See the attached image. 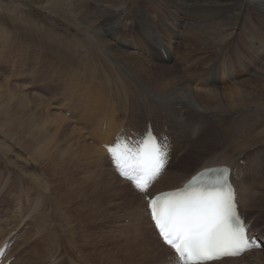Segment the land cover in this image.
Segmentation results:
<instances>
[{
  "label": "rangeland",
  "instance_id": "obj_1",
  "mask_svg": "<svg viewBox=\"0 0 264 264\" xmlns=\"http://www.w3.org/2000/svg\"><path fill=\"white\" fill-rule=\"evenodd\" d=\"M150 1L119 0L117 10L115 8L113 11V16L108 14L99 18L101 27L116 23L114 27L119 29L120 33L118 34V36L120 35L118 41L122 39V36L128 37L125 39L127 43L137 41L141 47V49L136 48L137 52L146 58H151L152 53L160 51L159 43L163 41L164 45L166 44L167 58L160 51L163 58H165L162 63L167 64L170 69L181 76L185 75V63L183 62L185 56L187 61L190 60V62L192 58L196 59L200 55V58L213 56L214 53L211 51L208 53L197 51L187 56V50L183 46H180V42H185L187 34L189 35L188 31H190L189 29L192 27V24L197 22L202 24L207 23L206 19L203 17H194L190 13L191 10L189 8H186L184 14L181 11H175L174 13V10L171 8H169L170 10L162 9L160 17L158 11L155 10L156 8ZM69 4L71 3H67L65 0H0V92L4 93L10 90L9 92L11 94L21 93L22 100L16 99L21 100L29 108L30 117L34 119H47L51 124H58L62 118L68 119L64 126H62V130L67 128V124L68 128H76L78 133L71 135L68 147L69 153L75 157L73 158V162L75 163V160L80 162L73 164L77 170L78 177L84 178V176H89L88 179L90 181H87V187L90 188L100 186V184L111 186L112 188L110 190L113 192V197L110 202L108 201L111 205L108 203L109 207L102 212V217L99 220L95 219L91 222L92 224L89 223L91 225H86L90 229L86 230L84 225L79 226L81 222L79 223L78 221V224L75 222L76 220H74L73 216L68 217V220L66 218L65 220H60L58 215H54L53 201H50L49 195L47 194V198H44L43 201L46 204H41V209L45 208V210H42L41 215H38L47 224L49 234H52L53 231V235L50 236L47 245L42 247L37 243L38 233H35L41 228L39 226L40 222L38 221L40 218L36 213L40 211L39 202L42 203L40 195H46V192H44L46 189L45 186L47 183L51 184L52 181L49 180V175L45 174L46 172L43 171L41 165L34 161L21 146L15 144L13 142L14 140L8 137L7 133H5L6 128L3 131L0 130V240L3 239L2 236H4V233L13 232L14 235L7 239L11 240L21 232V235L11 247L8 255V257L15 255L16 259L14 261L16 263L13 261L14 264H17L21 258V264H25V261L34 256V249L39 257V262H35L34 264H99L96 258L95 260L85 258L87 257L85 254H89L90 251L89 245H91L90 252L92 253L93 251V254L98 256V253L105 250L108 245L116 242L120 244L124 238V230L127 228V224L132 221L131 217L133 218L134 215L131 211L127 213L130 209L128 201H126V196L129 191L135 192L136 188L131 182V184L122 183L119 180L120 177L115 174V171L109 173L111 164L108 155L106 156L107 158H101L97 153L89 158L86 154H82L83 139L86 140V143L95 145L102 151L104 150L102 143H106L104 141L110 143L115 136L114 134L124 126H127L135 132L145 131L150 124L157 131L168 129L174 134L172 145L177 147L178 144L179 147H177L176 152H179V154H176L171 160L160 176V181L157 180L155 182L152 193L171 185H176L181 181L182 178H177L178 180H175L177 182L168 183V181L172 182L169 169L178 168L181 171L189 169L198 162V153L203 154L198 147L194 149V140L198 137H195V133L200 123L196 122V127L192 126V128L187 129V131H190L189 138H180L177 134L182 131L181 128L171 126L167 120L163 123L160 117L157 118V115L151 116L146 114L147 112L143 111L145 110L144 108H140V111L136 109V112L131 109L130 101L134 98L132 96L134 93H140L146 99H151L155 95L156 89L153 90L152 87L154 86L140 76L141 70H139V67L130 63L126 55H123L125 49H117L114 46L115 42L110 41L113 39V36L110 35L109 31L95 28L91 24H87L84 20L82 21L76 14L72 13ZM139 5L142 8H139ZM222 10L217 13L215 12L217 17H228L230 15L227 9ZM254 11L252 8L248 10V12ZM208 14L212 15V12ZM125 16L128 20L125 19ZM244 18L245 14L241 13L240 19ZM255 18H257L255 27L258 29L256 30V37L253 38L250 36L254 30V26H252L253 29H245L243 37L240 38L241 40L239 39V63L243 67L246 66L247 57L252 60L254 59L251 48L252 46L258 48L256 40L259 39V35L264 38V31L261 29L263 22L258 15ZM193 19H196V21ZM207 19L212 21L210 17ZM257 24H260V26H257ZM141 25L143 27L139 32L138 27ZM144 28L152 31V34L148 36L149 39L143 32ZM171 28H176L177 31L172 32ZM185 35L186 38L184 37ZM179 46L182 48H177ZM65 47H68L69 50L66 51ZM179 54H183V60L180 64L178 62ZM151 62L153 63L154 61ZM258 63L259 61L256 64ZM20 64L21 67H19ZM176 65L179 66L177 67ZM237 68L238 70L241 69L240 66ZM240 71L231 78L228 77V73H225L227 79L225 78L221 83L224 102L218 107L217 104L210 101L211 103L207 106V111L210 113L211 118L213 117V121H211V126L210 124L207 126L205 134L206 136L210 134L208 140L210 138L215 139L212 147L209 148L210 151L207 150V152L213 156L212 158H216L217 160L221 156L228 160V156L230 158L234 155L237 159V154L240 150L249 151L248 149L264 146V94L255 99L241 98L237 102L230 100L228 94L235 87V81L240 83L245 79H250L252 82L254 80L258 81L259 79H257L256 73L258 74L260 71L257 70L256 73L242 71L241 73ZM102 73H111L120 82L114 86H110L102 77ZM93 78L102 84L101 91L106 95L104 100L101 99L103 96H100L96 91L97 84L93 82ZM16 88L18 91H16ZM97 93L99 94L98 96ZM101 107L103 110L100 109ZM100 110L101 112L99 113ZM103 112L105 116L102 117L104 115L102 114ZM97 114L100 116L99 120L96 119ZM86 115L90 118L92 116L90 122L87 121L86 117L88 116ZM0 119L2 120L1 116ZM105 125L106 127H104ZM83 136L86 137L84 138ZM205 143H202V145ZM207 144L203 147L209 146L208 142ZM242 159L246 163L245 157H242ZM101 161L103 163L106 162L108 169L101 168L103 165V163H100ZM85 168L88 170H85ZM256 171L259 172V175L255 182V186L257 185L254 188L256 191L255 197L256 195L259 196V194H262L259 191L264 189V164L258 167ZM109 177L112 181L109 180ZM99 181L101 182L99 183ZM39 188H42L43 192ZM152 193L150 192V194ZM141 194L144 198L143 193ZM33 204L36 208L32 206ZM240 205L245 210V213L248 214V221L251 222L252 219L253 224L251 225V230L257 232L258 235L260 234L257 230L264 233V203L262 204V201H259L258 197H256V208L245 209L243 202ZM116 207L117 209H115ZM26 212H28L29 217L26 216L24 218L23 216ZM30 212L32 213L31 215ZM31 216L36 220L32 219ZM70 221L72 223H69ZM62 223H65V225ZM120 223L123 225H120ZM35 225L37 228H35ZM83 230L86 233L85 237L83 236ZM82 237L84 238L81 239ZM60 238L63 239L62 241L65 244L60 241ZM105 238H108L107 241L109 243ZM109 239L111 240L109 241ZM70 242H72L73 247L70 246ZM82 243H85L86 246L83 247ZM93 243L95 244L93 245ZM74 245L78 246L74 247ZM48 251V255L51 258L49 259L48 255V259L46 257L43 258V253ZM247 253L254 254L235 263L228 264H264V248ZM51 254H54V256ZM133 264L143 263L142 261H137Z\"/></svg>",
  "mask_w": 264,
  "mask_h": 264
},
{
  "label": "bare ground",
  "instance_id": "obj_2",
  "mask_svg": "<svg viewBox=\"0 0 264 264\" xmlns=\"http://www.w3.org/2000/svg\"><path fill=\"white\" fill-rule=\"evenodd\" d=\"M118 1L117 0H65V2L71 3L69 5H70V9L72 13L76 14V16L82 19V21L84 20L87 24H91L95 28L102 29V30L105 29L106 31H109L110 35L113 36V39H111L110 41L115 42L114 46L117 49H121V48L125 49V53L123 55H126L130 63L135 64L136 67L137 66L139 67V70H141L140 76L143 77L149 84H152L154 86L152 87L153 90L156 89L155 90L156 93L151 99H146L140 93H134L132 95L134 98L132 99L130 97L132 99L130 101L132 110L135 111L137 109L138 111L140 108L141 109L144 108L145 110L143 111H146L147 112L146 114L151 115V116L157 115V118L160 117L163 123H165L166 120L169 121L171 126L179 127V129L180 128L182 129V131L178 129L180 132L177 134V136L180 138H189L190 131H187V129L192 128V126L196 127L195 126L196 122L200 123L195 133V137L197 136L198 137L194 140V149L198 147V149L203 154H200V152L198 151L199 152L198 153L199 157L197 158L198 162L192 167H190L189 169H184L183 171H181L178 168L169 169V174L170 176H172V182L168 181V183L177 182L175 181V180H178L177 178H182V179L180 182L178 181L179 183H177L176 185H171L159 191L180 187L191 175H193L198 170L204 167L219 164V163H227L233 167L232 176H233V180L239 191L240 204L243 202L245 209L256 208L257 206L256 197H258V200L262 201V204H263L264 203V189L259 191L262 194H259V196L256 195L255 197L256 191L254 188H256L257 186V185L255 186V182H256L257 176L259 175V172L256 171V169L264 164V146L258 147V148H251L252 150L248 149L249 151L240 150V152L237 154V159H236V156L234 155V156H231L230 158L228 156L227 157L228 160H226L225 158H222L223 156L218 157V160H217L216 158H212L213 156H211V154L207 152V150H209V148L212 147L215 139L210 138V140H208L210 134L209 136H206L205 132L207 130V126L209 124L211 126V123H212L211 121H213V117L211 118L210 113H208L207 111L208 104L212 102L214 104H217V106L219 107L224 102L223 89L221 88V83L227 77L225 76L226 75L225 73H228L229 74L228 77L231 78L240 70L242 72H248V73L250 72L256 73L257 70L260 71V73L258 74L256 73V77L257 79H259L258 81L254 80L252 82L250 81V79H245L243 80L242 83L235 81L234 83L235 87H233L231 91L228 90L230 91V93H228L230 100L237 102L241 98L255 99V98L261 97L260 95L264 94V38L261 35H259V39L256 40L258 48H256L255 45H254L255 47L252 46L251 48L254 59L252 60L249 57H247L248 64L245 61L246 66L243 67L239 63L240 57L238 55L240 53L239 39L243 37V33L245 32V29L248 30V29H251L252 26H254L253 27L254 30L251 32L250 36L255 38L257 35L256 30L258 29H256L255 27V22L257 21V18H255L256 15H258L261 21L263 22L261 25L262 26L261 29L264 31V0H151L150 2L156 8L155 10L158 11L159 16L162 14V11H161L162 9L165 10V9L171 8L174 10V13L175 11L177 12L181 11L184 14L186 11V8H189L191 10L190 13L194 15V17L195 16L203 17L204 19H206L207 23H204V24L197 22V23L192 24V27L189 24V26L191 27V28L189 27L190 28L189 29L190 31H188L189 35L187 34V38H186V35L184 36L186 40L185 42H180V46H183V48L187 50V56L197 51H203L207 53L211 51L214 54L213 56H204L203 58H200L201 56L200 55L198 57L200 59L196 58L198 59L196 60L195 58H192L191 62L190 60L187 61L186 56H185L184 61H183L185 63L184 64V67H185L184 76H181L180 74H176L172 69L168 67L167 64L162 63V61H164L165 58H167L166 46H165L166 44L164 45L163 41L159 43V49L165 58H163L160 51H156L152 53L151 58H146L137 52L136 48L141 49L137 41L127 43L125 40L128 38L127 36H122V39L118 41V38L120 37V35L118 36V34L120 33H119V29L114 27L116 23H112L110 26L102 25L103 27H101L99 18L101 16H106L108 14L110 16H113V13H114L113 11L115 10V8L117 10L118 3H119ZM139 8H142V6L139 5ZM251 8L255 11L248 12V10ZM222 9H227L230 15L228 17H220V18L217 17L215 12L217 13L219 11H223ZM95 11H96V14H95ZM210 12H212V15L208 14ZM241 13L245 14L244 19H240ZM206 17L207 18L210 17L212 21L211 20L209 21ZM138 18L140 19V21H142L140 17ZM173 18L176 19L175 16H173ZM125 19H127L126 16H125ZM193 20L196 21V19H193ZM257 26H260V24H257ZM142 27L143 25L138 27L139 32L142 29ZM176 28H171L172 32L177 31ZM149 31L150 30H146V28L143 29V32L147 35V37L152 34V31L150 32ZM136 33H138V31H136ZM180 46L177 48H182ZM215 46L216 48H214ZM170 49L173 51L171 47ZM65 50L68 51L69 48L65 47ZM182 60H183V54L182 55L179 54V60H178L179 64ZM151 61H154V62L152 63ZM258 61L259 63L256 64ZM176 66L178 67L179 65H176ZM238 66L241 67L240 70H238L237 68ZM19 67H21V64ZM102 77L107 81L108 85L110 86H114L120 82L111 73H108V74L102 73ZM93 82L97 84L95 89L100 94V96H103L101 99L104 100V97L106 95L104 92L102 93L101 91L102 84L96 81V79L94 78H93ZM17 88H16V91H18ZM9 91L10 90L4 93L0 92V116L2 117V120L0 119V128H1L0 130L3 131L4 128H6L5 129L6 132L5 131L4 132L7 133L8 137L14 140L13 142L15 144H17L18 146H21L23 150H25L34 161L39 163L41 167L43 168V171L46 172L44 173L49 175L48 176L49 180L52 181L51 184L47 183L46 186L44 185L46 188L45 189L46 191L44 190V192H46V195H40V198L42 199V203L39 202L38 205L40 206L39 208L40 211L37 212L36 214L41 215L42 210H45V208L41 209V204L42 205L46 204V203H43V201H44V198H47V194H48L50 201H53L54 212H55L54 215H58L60 220L61 219L65 220V218L66 220H68L67 219L68 217L70 218L71 216H73L74 220H76L75 221L76 223L78 221L79 223L81 222L79 226L84 225L86 230H90L89 228H87L86 225L93 222L95 219L99 220V218L102 217V212H104L105 209L109 207V204H110L109 202L110 200H112L111 198L113 197L112 195L113 192H111L110 190V188L112 187L109 185L100 184V186L95 185L96 187L90 188V187H87V181L89 180L88 179L89 176L85 177L83 175L84 178L78 177L77 170L75 169L73 164H77V162L78 163L80 162L75 160L76 162L74 163L73 158L75 157H73L69 153V150H68L71 135L77 133L76 128H73V127L68 128L66 124L67 128L62 130V126H64V124L66 123V121H68V119L66 120L62 118V120L60 121L58 120L59 121L58 124H53V123L51 124L50 121H48L47 119H39V118L34 119L33 117H30V114L28 111L29 108H27L26 105L23 104V102L21 101L22 100V97L20 95L21 93L11 94ZM98 93H97V96L99 95ZM16 98L21 99V100H18ZM86 107L88 108V106ZM100 109L103 110L102 107ZM101 110L99 111V113L101 112ZM102 114H104L102 115V117L105 116L104 112ZM91 118L89 116L86 117L87 121L89 122ZM96 119L98 120L100 119L99 114H97ZM104 127H106V125ZM125 127L129 131L131 130L127 126ZM59 130H61L60 133H59ZM132 131L134 130H131V132ZM155 131L158 134H161V136H167L172 145L174 134H172L168 129H164L163 131H157V130ZM144 132L145 131H142L139 133L143 134ZM113 139L114 137L112 138L111 142L113 141ZM104 142L107 143L108 141H104ZM207 142L209 143V146L203 147L207 144ZM202 143H205V144L202 145ZM104 144L105 143H102V146ZM177 147H179L178 144H177ZM177 147L176 146L174 147L172 145L171 160L174 158L176 154H179V152L178 153L176 152L178 149ZM97 153L99 154L101 158L103 157L107 158L106 156L108 154L105 149L101 151L97 146L92 145L90 143H86V140L83 139L82 154H86L90 158L92 155L94 156V154H97ZM207 156H211V157H207ZM242 157H245L246 163L243 161ZM103 162L101 161L100 163H103ZM109 162L111 164L110 158H109ZM103 167L104 169H108L106 162L103 163L101 168ZM85 170H88V169L85 168ZM113 171H115V169L111 165L109 167V173L111 172L113 173ZM111 178L109 180H111ZM115 180H118V179H115ZM119 180L122 183L131 184L129 180L124 179L122 177H120ZM158 181H160V178ZM100 182L101 181H99V183ZM154 187L155 185H153V187L150 189L149 193L147 194H144L143 192H140L137 189H135V192L129 191L128 195L126 196V201H128V206L130 210H128L127 213L131 211V213H133L134 215H133V218L131 217L132 221L127 224V228L124 230L125 231L123 233L124 238L121 240L120 244L116 242L112 245H108L105 250H103L101 253H98L99 254L98 256H96V254H93V251L92 253L90 252L91 245H89L90 251H89V254H85L87 255V257H85L86 259L90 260L92 258L95 260L96 258L97 261H99V264H133V263H136L137 261H142L143 264L144 263L146 264H173L174 263L173 256L171 255L173 251L171 250L170 247L165 245L162 242V240L158 237L157 232L154 227V223L152 222L150 218V212L148 209V201L146 200V195L150 194V192L153 191ZM39 189L41 190V192H43L42 188H39ZM118 191L116 192L118 193ZM155 192H158V191H154L153 193ZM141 193H143L144 195V198L146 201L145 204H144V198ZM32 206H34V204ZM115 209H117V207ZM28 212L24 214L23 216L24 218H26V216L29 217ZM31 214L32 213L30 212V215ZM39 215L38 217L40 218V220L38 219V221L41 224V225L39 224L41 228L37 230V232L35 233L36 234L38 233L37 243H39L43 247L47 245L48 240L50 239V236L53 235V231H52V234H49V232L47 231V228H48L47 224ZM126 218L128 219V217ZM32 219L34 218L32 217ZM69 223H72V222L70 221ZM62 224L65 225V223H62ZM120 225H123V224L120 223ZM125 225L124 227H126ZM37 226L35 225V228H37ZM83 231H84L83 236L85 237V234H86L85 230ZM257 231L260 234L259 236L261 238H264V233H262L260 230H257ZM12 235H14L13 232L4 233V236H2L3 239L0 240V245L8 241V242H12L11 245L13 246L15 241H17L18 237L21 235V232L18 233V235L14 236L11 240H7ZM115 236L117 235L115 234ZM84 237H82L81 239H83ZM107 239L105 238L106 241ZM112 239H113V236H112ZM62 240L63 239L60 238V241ZM75 240L77 241V239ZM110 240L111 239H109V241ZM72 242H70L71 243L70 246L73 247ZM67 244L69 245V243ZM94 244L95 243H93V245ZM77 246L74 245V247H77ZM84 246H86L85 243L83 244V247ZM48 253L49 251L43 253V258L46 257V259H48L49 257L50 259L51 257L48 255ZM253 254L254 253H247V254H243L240 257L224 258L222 260H216V261L208 262L205 264L235 263L239 260L245 259L248 256H253ZM13 256H10V257H13ZM52 256H54V254ZM21 259L20 260L18 259L19 261L17 260L18 261L17 264L22 263ZM38 260H39V257L36 253V250L34 249V256L29 258L24 263L34 264L35 262H39Z\"/></svg>",
  "mask_w": 264,
  "mask_h": 264
}]
</instances>
